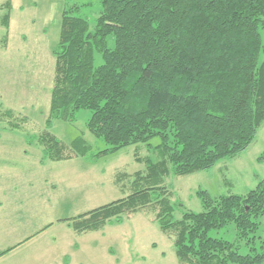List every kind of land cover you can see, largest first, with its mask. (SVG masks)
Listing matches in <instances>:
<instances>
[{"label":"trees","instance_id":"16d2710c","mask_svg":"<svg viewBox=\"0 0 264 264\" xmlns=\"http://www.w3.org/2000/svg\"><path fill=\"white\" fill-rule=\"evenodd\" d=\"M98 2L92 32L87 18L75 15L77 6L63 10L44 129L27 142L40 147L41 163L73 157L95 163L154 138L160 144L154 159L134 155L144 170L116 173L113 183L126 193L123 199L79 215L69 226L87 234L144 211L154 214L180 264H264L261 238L255 247L264 219V179L245 195L197 190L200 212L173 205L165 185L169 177L231 162L255 142L264 125V0ZM10 9V1L1 5L6 30ZM96 55L102 61L97 67ZM80 110L89 111L86 129L106 149L94 153L82 137L66 145L50 132L57 121L74 123ZM27 122L0 105L4 130ZM232 225L234 242L211 236ZM242 245L249 250L245 255Z\"/></svg>","mask_w":264,"mask_h":264},{"label":"rangeland","instance_id":"374dc122","mask_svg":"<svg viewBox=\"0 0 264 264\" xmlns=\"http://www.w3.org/2000/svg\"><path fill=\"white\" fill-rule=\"evenodd\" d=\"M8 1V29L0 23V105L28 122L13 131L4 130L0 123V252L10 249L0 257V264H180L172 241L153 222V213L141 211L125 217L120 225L81 235L69 226V220L123 199L126 193L113 183L116 173L144 170L134 155L154 159L159 138L95 163L82 157L41 163L40 147L27 142L44 129L62 12L77 6L75 15L87 18L92 32L100 13L98 0H0V22L1 5ZM260 34L259 62L264 59L263 29ZM101 64L96 55L95 66ZM89 117V111L80 110L74 123L57 121L50 132L66 145L82 137L92 152L104 150L107 146L86 129ZM263 153L264 125L250 148L231 162L222 161L208 172L167 178L171 203L200 212L195 196L199 189L214 196L245 195L264 179V158L258 161ZM211 236L234 242L235 230L232 225ZM259 238L264 243V219L256 248ZM248 252L242 245L240 253Z\"/></svg>","mask_w":264,"mask_h":264}]
</instances>
